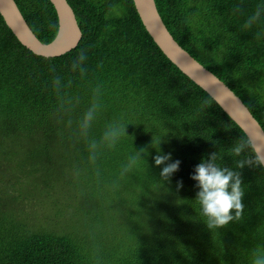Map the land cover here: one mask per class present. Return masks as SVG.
Masks as SVG:
<instances>
[{"label":"trees","instance_id":"1","mask_svg":"<svg viewBox=\"0 0 264 264\" xmlns=\"http://www.w3.org/2000/svg\"><path fill=\"white\" fill-rule=\"evenodd\" d=\"M67 1L82 39L60 57L35 55L0 14V264H247L264 247V168L239 169L244 213L216 230L199 215L190 178L209 153L234 167L229 148L247 136L162 53L133 0ZM15 2L37 38L52 42L51 2ZM155 2L173 38L264 130V0ZM162 127L160 147L181 161L170 181L153 160ZM142 148L145 166L125 172ZM22 174L36 189L62 191L75 230L47 231L17 211L8 184Z\"/></svg>","mask_w":264,"mask_h":264},{"label":"water","instance_id":"2","mask_svg":"<svg viewBox=\"0 0 264 264\" xmlns=\"http://www.w3.org/2000/svg\"><path fill=\"white\" fill-rule=\"evenodd\" d=\"M56 10L59 29L54 40L41 42L34 34L15 0H0V14L18 41L37 56L54 58L76 49L82 31L67 0H49ZM143 26L162 53L185 76L205 91L252 142L257 154H264V130L244 102L215 74L193 58L167 29L155 0H133ZM264 168V167H263Z\"/></svg>","mask_w":264,"mask_h":264},{"label":"clouds","instance_id":"3","mask_svg":"<svg viewBox=\"0 0 264 264\" xmlns=\"http://www.w3.org/2000/svg\"><path fill=\"white\" fill-rule=\"evenodd\" d=\"M258 15V14H257ZM256 17L249 21V26ZM85 59L82 53L79 57ZM121 129L117 135H120ZM123 134L124 130H123ZM166 129H157L153 137L152 147L156 150L153 157L154 164L161 168L160 176L165 181H170L179 171L181 161L173 159L171 152H164L160 145ZM230 157L234 160V167L225 166L221 163L220 152L209 153L207 158H202L196 165L191 179L195 182L197 189L195 201L199 205V215L205 218L204 222L211 230L228 225L234 220L242 217L245 209L243 197L245 188L239 169L245 166L264 167V154H257L252 148L251 140L240 137L229 148ZM146 149L134 152L128 160L124 171L130 172L142 166L145 161L142 155H146ZM183 180L177 181V188H183ZM247 264H264V247H255L248 253Z\"/></svg>","mask_w":264,"mask_h":264},{"label":"rangeland","instance_id":"4","mask_svg":"<svg viewBox=\"0 0 264 264\" xmlns=\"http://www.w3.org/2000/svg\"><path fill=\"white\" fill-rule=\"evenodd\" d=\"M32 177L34 178L35 176ZM28 179L27 174H22L19 186H13L15 180H12V183L8 184L10 195L13 196L10 202L17 207H23V209H17V211L25 214L30 212L28 214L30 220L35 223H41L40 227H43L47 231L61 232L63 229L75 230L77 228L74 216L76 210L72 207V204L69 208V205L64 203L62 191L58 189L56 191L51 189L46 190L47 188L42 190L44 184L36 189L35 184L26 183ZM3 203L4 206L11 207L7 201Z\"/></svg>","mask_w":264,"mask_h":264}]
</instances>
